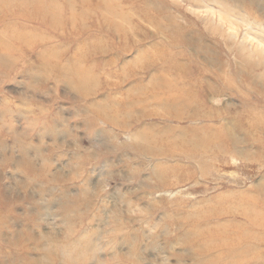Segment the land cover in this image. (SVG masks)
<instances>
[{
	"label": "rangeland",
	"instance_id": "1",
	"mask_svg": "<svg viewBox=\"0 0 264 264\" xmlns=\"http://www.w3.org/2000/svg\"><path fill=\"white\" fill-rule=\"evenodd\" d=\"M0 264H264V0H0Z\"/></svg>",
	"mask_w": 264,
	"mask_h": 264
},
{
	"label": "bare ground",
	"instance_id": "2",
	"mask_svg": "<svg viewBox=\"0 0 264 264\" xmlns=\"http://www.w3.org/2000/svg\"><path fill=\"white\" fill-rule=\"evenodd\" d=\"M66 258H69V256L68 257H66ZM70 260V259H69Z\"/></svg>",
	"mask_w": 264,
	"mask_h": 264
}]
</instances>
